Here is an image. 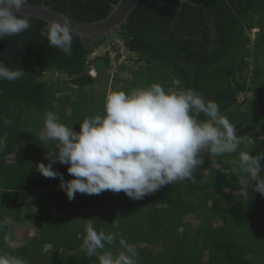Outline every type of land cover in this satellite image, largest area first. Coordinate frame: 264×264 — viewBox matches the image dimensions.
<instances>
[{"label": "trees", "instance_id": "trees-1", "mask_svg": "<svg viewBox=\"0 0 264 264\" xmlns=\"http://www.w3.org/2000/svg\"><path fill=\"white\" fill-rule=\"evenodd\" d=\"M117 2L44 0L46 6L80 22L103 19L110 13L111 4ZM28 4L40 5L41 0H29ZM44 27L43 21L31 18L28 30L0 40V61L10 69L22 68L25 72L16 81L0 80V137H6V145L0 149V220L11 218L18 223L22 208L35 192L50 193L48 201L55 210L50 212L48 207H38L40 236L34 239L35 249L5 243L6 233H10L12 242L15 238L6 224L0 229V248L6 247L1 254L18 257L27 264H99L97 256L89 257L81 250L85 225L91 219L97 231L121 233L127 243L135 245L138 264H263L260 232L257 235L254 230L243 231L261 217L249 221L247 208L263 210L262 204L254 194L248 203L242 200L239 191L235 195L228 189H236L231 182L238 177L233 174L230 161L239 151H247L252 156L264 153V0H188L183 4L178 0H139L127 22L113 35L120 37L125 49L143 64L117 67L121 73L127 72L118 77L102 71L108 64L99 66L101 59L91 60L97 77H91L86 71L87 58L108 37L81 41L74 34L71 56H66L61 50L49 47L47 39L40 35ZM252 29L257 32L251 40L247 31ZM52 70L61 71L69 80L62 83L58 79L39 78L41 72ZM143 74L149 76L143 78ZM100 80L105 82V88L96 114L103 113L105 96L112 91L129 93L136 88L160 84L168 92L191 89L206 101L216 102L220 113L236 126V135L242 139L238 152L216 158L219 172L223 174L214 171L217 164L212 165L210 154H201L203 163L193 174L201 177L203 173V183L198 180L193 185L200 190V193L194 191L197 204L191 202L192 197L190 203L180 201L181 186L176 182L136 201L123 192L83 194L81 198L75 196L79 201L73 207L74 199L70 201L60 190L59 179L41 174L26 179L18 176L20 158L52 148L38 139L44 121L40 127H33L25 121L26 112L50 111L59 121L63 120L62 105L69 96L66 90L92 87ZM109 81L111 91L107 90ZM245 93L250 97L241 104L237 98ZM73 110L78 111L74 107ZM73 110L70 109L71 115ZM94 112L92 109L91 114ZM192 114L197 120L207 119L202 113ZM5 118L9 124L3 122ZM67 167L59 163L55 170L66 181L73 178L67 173ZM251 183L254 188L256 182ZM236 186L243 189L241 184ZM225 193L231 195L229 201L223 199ZM58 201L63 204L59 205ZM74 210L83 215L84 225L70 232L71 227L67 226L72 222ZM63 218H66L64 223ZM116 219L119 227L113 225ZM216 221L221 225H215ZM119 240L118 236L113 245L106 244L105 250L114 255L124 250ZM45 246H49V251L44 250Z\"/></svg>", "mask_w": 264, "mask_h": 264}, {"label": "clouds", "instance_id": "clouds-1", "mask_svg": "<svg viewBox=\"0 0 264 264\" xmlns=\"http://www.w3.org/2000/svg\"><path fill=\"white\" fill-rule=\"evenodd\" d=\"M180 2L183 4L185 0ZM28 3L29 0H0V40L18 36L31 27V18L18 14ZM44 5V0H41V6ZM252 30L257 32V29ZM75 32L69 20L61 17L59 21L49 22L40 35L47 39L49 47L71 56ZM114 44L121 48L118 42ZM123 51L126 55L117 58V67L143 64L125 49L124 44ZM92 53L87 62L93 60ZM49 72L43 71L40 75ZM87 73L93 78L98 76L95 69H88ZM24 75L22 68L10 69L0 61V80L16 81ZM243 100L238 99V102ZM193 112L202 113L207 119L197 120ZM43 121L38 139L55 147L47 149L49 162L38 164L37 170L45 178L59 179V188L70 201L77 193L99 195L103 191L123 192L136 201L165 185L195 182L193 174L203 163L202 153L210 154L212 165H215L218 164L216 158L237 153L242 143L241 137L236 135V126L220 113L216 102L206 101L191 89L168 92L160 84L136 88L129 93L110 92L105 96L103 113L85 118L79 124L78 132L60 123L58 116L50 111L44 113ZM3 122L10 123L6 118ZM5 145L6 137H0V149ZM262 160L264 153L252 156L247 151H239L238 156L230 161L232 172L243 186L246 198L252 181L256 182L253 191L264 196V176L260 174ZM57 162L68 165L66 170L72 179L66 181L61 173L54 170ZM51 208L53 210L48 209L53 212L54 205ZM65 219L61 220L62 223ZM8 223V218L0 220V229ZM113 225L119 227V219ZM85 232L81 250L89 257L97 256L99 264H138L136 246L127 243L121 233L97 231L91 219L85 225ZM118 236L124 250L114 255L112 251L105 250V245H113ZM3 239L11 246L10 233H6ZM47 248L49 246L44 250ZM0 264L27 262L0 254Z\"/></svg>", "mask_w": 264, "mask_h": 264}, {"label": "rangeland", "instance_id": "rangeland-1", "mask_svg": "<svg viewBox=\"0 0 264 264\" xmlns=\"http://www.w3.org/2000/svg\"><path fill=\"white\" fill-rule=\"evenodd\" d=\"M255 32L256 31H254V30L247 31V34L249 35L251 40L254 38ZM112 42H114V43L118 42L119 45L121 46V48L118 46H113ZM125 55H126V52L123 51V42L120 39V37L115 36V35H110V36H108V39L104 40L103 44L100 45L92 53L91 58L92 59H101L97 63L99 66H102L103 64L107 63L108 68H106V69L102 68V71H107L108 73H110L111 77H118V76H125V72L121 73L118 70V68H117L118 64L116 61H117L118 57H120V58L125 57ZM95 68L96 67L92 64V61H91V63L88 61V68L86 69V71L88 69L94 71ZM95 73H98L96 69H95ZM95 73H92V74H95ZM147 76H149V75H147ZM147 76H146V74H143V76H141V77L145 78ZM39 78L45 79V80L59 79V80H61L60 82H62V83L69 80L68 77H65L60 71H56V70L51 71L46 75H40L39 74ZM246 81H249L248 77H246ZM104 83L105 82L103 80H100L98 85H95L92 87H87V86L83 87V88L82 87H78V88L77 87H71L68 90H66V94H69V96H66L64 98L65 102L62 105L63 106L62 108H64V110H65V112H64L65 117L63 118V120L61 119L62 121L60 120L59 122L62 124L65 122L66 124H64V125H66L68 127H72L74 131L78 132L80 130L79 124L85 118L91 117V115H93L94 113L95 114L97 113V111L99 109L98 105H100L102 102L101 94L105 88ZM110 85H111V82L110 81L107 82V90L110 89V87H111ZM138 85H139V83H138ZM110 91H111V89H110ZM248 98H249L248 93L247 94L245 93V94L238 96V99L239 100L244 99L243 100L244 102ZM242 103L243 102H241V104ZM73 107L78 111H74ZM70 109L74 111V114L71 115ZM85 109L87 111H85ZM92 109H93V111H95L93 114H91ZM26 114H27V116H25V118H26L25 121L27 124H29V125L33 124V127H38L41 124V122L43 120L44 113H42V112L39 113L35 110H28L26 112ZM41 129H42V127L40 128V131H41ZM49 144L51 145L52 148L55 147L54 144L47 143V145H49ZM42 151L43 150H41V152L39 151L37 153V155L33 154L31 157H28V158L23 157L22 159L21 158L19 159V161L21 160V164H22L21 166H19L17 168L19 170L18 176L20 178L26 179V178L40 174L39 171L37 170V165L40 163L47 164L49 162L46 159L47 151H43V154H41ZM235 155L236 154H234L233 157ZM32 157H35V159L33 160ZM14 161L15 160H13V164L15 163ZM58 164L59 163L57 162L53 166L54 170L57 169ZM214 169H216V170H214L215 172L223 174V171L219 172V169H220L219 164H217ZM205 172L206 171H204V174H205ZM261 172H262V176H264V170H262ZM221 174H217L216 176L218 178L224 179V176H221ZM202 175H203V173H202ZM202 175H201V177H194V179L196 178L195 182H191V181L180 182V186H181L180 187V191H181L180 201L181 202L184 201V202L190 203V197H192L193 199H191L192 200L191 202H193V204L194 203L197 204L196 203L197 200H194V195H196V194H194V191H195V193L196 192L200 193V190L198 191L197 189L193 188V185L196 182L198 183V180L199 181L201 180L203 183V176ZM225 179L227 181V176H225ZM231 184H233L236 189L229 188L228 191L230 192V194L237 195V191H239L240 195L243 196L242 200H244V202H248V203L250 201L251 194H254L257 196V200H260V202L262 204L261 207L263 210H258L257 208L250 210L249 208H247V210H249L247 212L249 221H251L252 218H253V220H256L258 216H261V217L259 218V221H254L252 224L247 225V227L243 231L244 232L245 231L253 232V230H254V231H256L254 233L255 234L257 233V235L259 234L258 232H260L261 239L263 238V243H260V244L263 246V251H264V196H262L258 192L253 191V188H251L253 183H251L249 188H248L249 190L252 189L253 192H250L247 189V198H246L244 188L242 189V188H238L236 186V185L240 184L237 178H233ZM174 185H175V183H174ZM254 185H255V183H254ZM223 189L224 188H222L220 191H222ZM49 195H50V193L49 194L48 193L45 194V193H41V192L33 193L30 197V200L22 208L20 221L17 223V222H14L11 218H9L10 223H8V224H9V227L12 230V233L15 237L11 245L14 246L16 244V247L22 246L25 249H35L37 247V241L34 239H38L40 236L39 235L40 233L38 232V229H37L38 207L39 206L46 207V208L48 207L51 210H53V208H51L50 202L48 201ZM75 196L81 198L83 196V194L77 193V194H75ZM77 197H75L73 200V204H72L73 207H75L79 201ZM171 197H172V195H171ZM231 198H232L231 195H225V197H223V199L225 201H229ZM242 202L243 201H241V203ZM260 202L258 201V203H257L259 206H260ZM58 203L62 204V201H58ZM220 210H223V209L221 208ZM226 210H227V208H226ZM257 211H259L260 213H258ZM254 213H258L259 215L254 216V217L253 216L250 217V215H253ZM72 215H74L72 217V222L69 226H67V228L71 227L70 232L75 231L77 228H79V227L81 228L82 225H84V219H83L84 217H83V215H81V213L79 211L74 210V213ZM246 218H247V216H246ZM242 219H244V218H242ZM64 221H66V220H64ZM214 224L215 225H221V223L217 222V221L214 222ZM5 248L4 247L0 248V254L2 252H4L3 250H5ZM46 251H49V249L47 248Z\"/></svg>", "mask_w": 264, "mask_h": 264}, {"label": "water", "instance_id": "water-1", "mask_svg": "<svg viewBox=\"0 0 264 264\" xmlns=\"http://www.w3.org/2000/svg\"><path fill=\"white\" fill-rule=\"evenodd\" d=\"M178 1L180 2V0ZM138 2L139 0H119V3L111 4V11L106 17L95 22H80L48 6L44 5L42 7L41 4L38 6L28 4L22 7L18 14L43 21L45 23V29L48 27L49 22L53 20L59 21L61 17L66 18L76 30L75 35L83 41L84 39L107 36L119 31L121 25L127 22L128 16L135 9ZM186 2L188 0H185Z\"/></svg>", "mask_w": 264, "mask_h": 264}]
</instances>
